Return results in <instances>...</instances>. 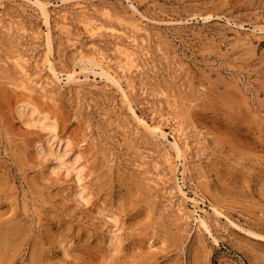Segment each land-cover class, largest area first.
Instances as JSON below:
<instances>
[{"label":"rangeland","instance_id":"rangeland-1","mask_svg":"<svg viewBox=\"0 0 264 264\" xmlns=\"http://www.w3.org/2000/svg\"><path fill=\"white\" fill-rule=\"evenodd\" d=\"M0 264H264V0H0Z\"/></svg>","mask_w":264,"mask_h":264},{"label":"bare ground","instance_id":"bare-ground-1","mask_svg":"<svg viewBox=\"0 0 264 264\" xmlns=\"http://www.w3.org/2000/svg\"><path fill=\"white\" fill-rule=\"evenodd\" d=\"M42 6V10H43V12H44V15L45 16H47V11L45 10V8H44V6L43 5H41ZM50 128H52L53 129V126L52 125H50ZM79 197L81 198V199H84V196L82 195V194H79Z\"/></svg>","mask_w":264,"mask_h":264}]
</instances>
